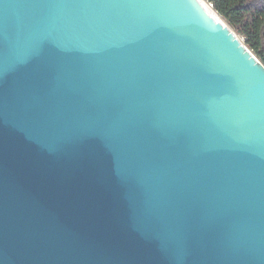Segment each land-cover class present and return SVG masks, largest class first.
<instances>
[{"label":"water","instance_id":"95a60500","mask_svg":"<svg viewBox=\"0 0 264 264\" xmlns=\"http://www.w3.org/2000/svg\"><path fill=\"white\" fill-rule=\"evenodd\" d=\"M0 264H264V65L199 0H0Z\"/></svg>","mask_w":264,"mask_h":264},{"label":"trees","instance_id":"16d2710c","mask_svg":"<svg viewBox=\"0 0 264 264\" xmlns=\"http://www.w3.org/2000/svg\"><path fill=\"white\" fill-rule=\"evenodd\" d=\"M264 65V0H206Z\"/></svg>","mask_w":264,"mask_h":264},{"label":"bare ground","instance_id":"6f19581e","mask_svg":"<svg viewBox=\"0 0 264 264\" xmlns=\"http://www.w3.org/2000/svg\"><path fill=\"white\" fill-rule=\"evenodd\" d=\"M200 4L204 8V10L216 21L225 23L217 14L216 12L208 5V3L204 0H199Z\"/></svg>","mask_w":264,"mask_h":264},{"label":"rangeland","instance_id":"374dc122","mask_svg":"<svg viewBox=\"0 0 264 264\" xmlns=\"http://www.w3.org/2000/svg\"><path fill=\"white\" fill-rule=\"evenodd\" d=\"M204 1H206V0H204ZM206 2L208 3V1H206ZM208 5L212 8V6L209 3H208ZM240 39L244 42V40L242 38H240Z\"/></svg>","mask_w":264,"mask_h":264}]
</instances>
